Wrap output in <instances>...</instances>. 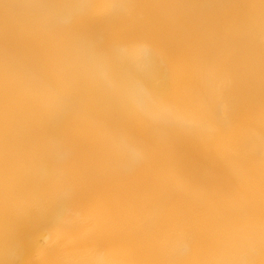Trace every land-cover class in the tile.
Segmentation results:
<instances>
[{
  "label": "bare ground",
  "instance_id": "6f19581e",
  "mask_svg": "<svg viewBox=\"0 0 264 264\" xmlns=\"http://www.w3.org/2000/svg\"><path fill=\"white\" fill-rule=\"evenodd\" d=\"M0 264H264V0H0Z\"/></svg>",
  "mask_w": 264,
  "mask_h": 264
}]
</instances>
